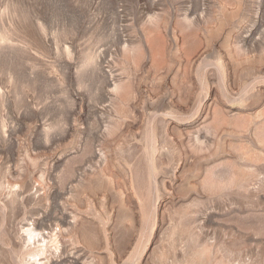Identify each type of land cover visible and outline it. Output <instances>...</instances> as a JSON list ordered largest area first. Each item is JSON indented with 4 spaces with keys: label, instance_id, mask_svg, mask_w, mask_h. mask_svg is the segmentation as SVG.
Instances as JSON below:
<instances>
[{
    "label": "rangeland",
    "instance_id": "374dc122",
    "mask_svg": "<svg viewBox=\"0 0 264 264\" xmlns=\"http://www.w3.org/2000/svg\"><path fill=\"white\" fill-rule=\"evenodd\" d=\"M0 264H264V0H0Z\"/></svg>",
    "mask_w": 264,
    "mask_h": 264
}]
</instances>
